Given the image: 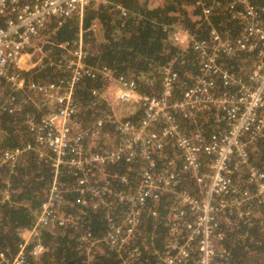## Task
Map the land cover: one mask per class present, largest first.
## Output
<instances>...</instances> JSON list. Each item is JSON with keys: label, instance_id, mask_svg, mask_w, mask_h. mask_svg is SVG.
I'll list each match as a JSON object with an SVG mask.
<instances>
[{"label": "built area", "instance_id": "obj_1", "mask_svg": "<svg viewBox=\"0 0 264 264\" xmlns=\"http://www.w3.org/2000/svg\"><path fill=\"white\" fill-rule=\"evenodd\" d=\"M91 3L106 4L107 0H0V15L11 16L0 26V78L14 90L23 89L25 80L17 71L41 65L43 52L38 40L45 38L49 22L74 18L81 24ZM193 4L210 28L209 42L193 39L178 25L172 27V43L180 48L191 47L202 61L192 85L183 90L179 99L174 97L177 73L171 67L161 70L159 96L139 93L132 79L114 77L106 68L97 70L109 85L101 92H105L103 96L97 91L93 95L108 106L113 100L130 109L139 108L135 112L140 114L137 122L123 120L121 114L112 112L108 119L96 120L87 130L77 122L80 108L74 100L75 86L84 77L93 78L95 73L85 63L83 30L76 48L69 53V78L57 84L27 87L42 97L49 112L40 123L29 122L35 145L13 150L0 148V165H13L26 151H34L49 162L52 179L33 226L18 232L21 243L17 253L10 261L0 253L1 263L30 264L29 255L38 257L45 252L37 239L41 230L71 224L59 213L64 200L59 182L62 169L80 173L74 184V205L84 207L91 197L97 203L95 207L108 209L115 201L127 207L121 221L108 218L106 233L101 237L79 236L80 264H96V251L101 245L117 255L118 264H152L141 260L133 238L142 209L148 203L155 207L163 194L176 196L178 203L169 221L166 255L156 264H219L226 253L221 246V226L229 225L232 217L241 219L251 214L254 202L264 208V173L248 164L247 151L250 144L264 139V0H225L222 4L220 10L241 27L242 34L234 42L209 23L218 3L193 0ZM32 51L39 58L29 60L23 67L22 62ZM238 53L254 55L243 76L218 60L220 56L230 58ZM216 89L218 92L214 93ZM109 90L113 92L107 93ZM205 111L215 112L214 122L222 126L220 131L206 136L199 129H183L181 121ZM107 121L114 126L113 136L102 132ZM106 138L116 143L102 153L87 151V139L101 142ZM119 162L142 163L131 193L115 191L108 182L112 179L127 184L120 171H108L109 166ZM233 172L241 174L240 182L231 175ZM184 178L192 181L195 195L178 189ZM106 196L113 199L105 201ZM150 216L156 217L154 209ZM260 225L264 229V216ZM29 244L33 247L28 253Z\"/></svg>", "mask_w": 264, "mask_h": 264}, {"label": "trees", "instance_id": "obj_2", "mask_svg": "<svg viewBox=\"0 0 264 264\" xmlns=\"http://www.w3.org/2000/svg\"><path fill=\"white\" fill-rule=\"evenodd\" d=\"M207 1L219 4L209 23L233 42L240 38L241 27L220 10L225 0ZM10 17L8 14L0 15V26ZM94 22L100 24L101 36L98 38H95L91 28ZM174 25L180 26L195 40L209 42L210 28L200 19L193 0H160L153 7L142 0H107L106 4L91 3L84 12L81 24L74 18L51 20L46 28L41 65L28 71H17L25 80L24 88L14 90L0 78V148L13 150L35 145L29 122L40 123L49 110L44 106L42 97H36L35 91L27 87L57 84L69 78L67 61L70 52L76 48L80 30H83L85 63L95 70L93 78H82L74 89V100L80 108L77 122L84 130L92 128L96 120L108 119L111 112L103 99L93 95L95 91H106L109 85L107 78L97 71L102 68H106L114 77L132 79L141 94L159 96L161 70L171 67L177 73L173 90L174 97L179 99L183 90L192 85V78L198 73L202 61L191 47L180 48L172 43L170 34ZM218 60L237 75L243 76L253 63L254 55L238 53L230 58L220 56ZM217 92L216 89L214 93ZM139 110L128 108L121 119L135 123L140 117L135 112ZM214 115V111L200 112L188 121H181V124L186 132L199 129L209 136L222 129L214 122ZM113 131L114 126L110 121L104 123V134L113 136ZM115 143L108 141V138L101 142L87 139L85 147L90 153H102ZM247 151L248 164L264 173V139L250 144ZM157 164L160 167V161ZM141 168L140 162H119L109 166L108 171H120L127 178V184L112 179H108V182L115 191L131 193L136 188ZM77 174L80 173L62 169L59 176L64 197L59 213H63L71 224L41 230L37 239L45 252L38 257L29 255L30 264H80L79 236L91 234L99 238L106 233L109 217L119 222L126 213L127 207L117 201L108 209L95 207L97 203L91 197L87 198L88 204L84 207L74 205ZM231 175L240 182L241 174L233 172ZM51 179L49 162L38 157L34 151H26L13 165H0V253L5 255L6 260H12L17 253L21 243L18 232L33 226L40 206L48 196ZM178 189L190 195L196 194L189 178H184ZM104 199L111 201L113 197L106 196ZM177 203L176 196L167 193L161 196L155 207L148 203L142 209L140 225L133 238V247L141 252V260L156 264L166 255L165 245L170 238L169 221ZM153 209L156 212L154 218L150 216ZM251 210V214L241 219L232 217L229 225L221 226V246L226 253L223 259L218 260L219 264H264V229L260 225L264 208L254 202ZM32 247L33 244L27 246L28 253ZM118 261L117 255L105 245L96 251V264H118Z\"/></svg>", "mask_w": 264, "mask_h": 264}, {"label": "rangeland", "instance_id": "obj_3", "mask_svg": "<svg viewBox=\"0 0 264 264\" xmlns=\"http://www.w3.org/2000/svg\"><path fill=\"white\" fill-rule=\"evenodd\" d=\"M142 1H145L146 5L147 6H150V7H153V6H157L158 3L160 2V0H142ZM100 3V2H99ZM98 3V4H99ZM92 30L94 31V34H95V38H98L101 36V33L99 31L100 29V24H98L97 22H94L93 25H92ZM170 37L173 39V31H171V34H170ZM39 43H40V47L42 48L43 44L45 43V38H42V39H39L38 40ZM35 48H36V45H35ZM35 50V49H34ZM32 58H31V57ZM30 56L28 58H26L23 62H22V65H24L23 67H26L28 65V61L31 60V61H36L37 58H39L40 55L37 56V52H34L32 51V54H30ZM36 56V57H35ZM113 91L112 90H109L107 91V93H112ZM105 94L104 93H101V95L103 96ZM35 96L36 97H41L38 93L35 92ZM112 104L109 105L108 107L110 108L111 112L113 114H121V116L125 115L127 113V109L129 105H126L124 104L123 102H120V104H117L115 103L113 100L111 102ZM116 109H115V108ZM11 111H14V109H11ZM129 114V113H128Z\"/></svg>", "mask_w": 264, "mask_h": 264}]
</instances>
